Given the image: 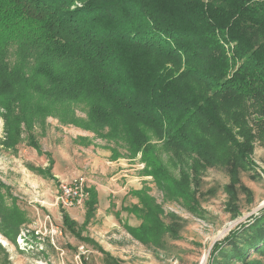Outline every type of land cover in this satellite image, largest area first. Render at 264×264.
Segmentation results:
<instances>
[{
    "label": "trees",
    "instance_id": "1",
    "mask_svg": "<svg viewBox=\"0 0 264 264\" xmlns=\"http://www.w3.org/2000/svg\"><path fill=\"white\" fill-rule=\"evenodd\" d=\"M246 102L264 112V0H0L5 149L15 150L24 135L39 150L35 124L51 117L114 144L107 146L113 158L120 149L129 152L126 158L140 154L160 190L189 199L196 193L199 160L217 162L229 150L232 164L221 166L235 179L236 167L253 165L248 151L237 156L240 147L222 142L217 132L218 115L231 120L235 106ZM200 117L213 140H205L206 147L219 157L206 156L181 131ZM152 137L189 154L177 165L179 178L162 167ZM190 159L189 180L182 171ZM2 187L0 182V233L15 242L26 214L14 199L7 204ZM87 191L83 228L98 204L96 191ZM137 195L141 206L133 209L141 224L124 228L137 241L157 245L164 233L160 206L143 192ZM62 217L71 233L92 242L75 231L64 210ZM220 255L225 262L217 260ZM210 264H264V208L216 243Z\"/></svg>",
    "mask_w": 264,
    "mask_h": 264
},
{
    "label": "rangeland",
    "instance_id": "2",
    "mask_svg": "<svg viewBox=\"0 0 264 264\" xmlns=\"http://www.w3.org/2000/svg\"><path fill=\"white\" fill-rule=\"evenodd\" d=\"M235 107L231 120L218 115L221 129L217 132L222 142L228 140L226 144L240 147L234 151L237 156L244 158L243 150L248 151L253 165L245 162V169L236 167L239 171L235 179L236 173L230 176L221 166L232 164L229 150L217 162L199 160L194 197L193 189H185L191 195L189 199L179 197L181 194L169 197L160 190L153 177L146 174L140 154L126 158L129 152L120 149V157L113 158L108 147H115L114 144L51 117L45 119L44 125L35 124L39 150L29 146L24 135L15 150L5 149L1 144L5 132L0 117V182L4 184L1 192L6 195L7 204L15 200L27 219L15 242L0 233V264H210L216 243L264 208V112L248 102ZM76 113L84 116L79 110ZM194 122L181 131L189 133L194 146L204 150L206 156L219 157L209 143L206 147L205 140H213L204 129L203 118ZM164 142L163 138L152 137L150 144L161 152L162 167L179 178L181 167L177 165H184L190 156L177 150L176 143L169 146ZM97 155L105 162L110 160L111 167L103 172L97 169ZM49 167V176L39 173ZM186 167L182 172H187L190 180L194 176L191 159ZM76 182H81L88 195L73 206H64L58 200L61 186L72 187ZM91 187L98 193V204L94 217L83 228L87 190ZM138 192L160 206L159 222L164 233L157 245L137 241L124 228L141 224L133 209L141 206ZM62 210L76 223L75 231L92 242L81 240L63 226ZM222 258L220 255L217 260Z\"/></svg>",
    "mask_w": 264,
    "mask_h": 264
},
{
    "label": "built area",
    "instance_id": "3",
    "mask_svg": "<svg viewBox=\"0 0 264 264\" xmlns=\"http://www.w3.org/2000/svg\"><path fill=\"white\" fill-rule=\"evenodd\" d=\"M87 192L83 189L81 182L75 183L72 187L61 186L60 196L58 200L67 207L73 206L79 202V200H84L87 197Z\"/></svg>",
    "mask_w": 264,
    "mask_h": 264
},
{
    "label": "crops",
    "instance_id": "4",
    "mask_svg": "<svg viewBox=\"0 0 264 264\" xmlns=\"http://www.w3.org/2000/svg\"><path fill=\"white\" fill-rule=\"evenodd\" d=\"M97 154H99V153H97ZM95 163L97 165V169H100V171H102V172L105 171L107 166L111 167L109 165H112V162L110 160L106 159V162H105V160L100 158V155L95 156ZM89 189H94V187H91ZM96 193H97V191H96ZM97 195H98V193H97ZM84 217H85V213H84Z\"/></svg>",
    "mask_w": 264,
    "mask_h": 264
},
{
    "label": "bare ground",
    "instance_id": "5",
    "mask_svg": "<svg viewBox=\"0 0 264 264\" xmlns=\"http://www.w3.org/2000/svg\"><path fill=\"white\" fill-rule=\"evenodd\" d=\"M203 262H204V261H202V263H203ZM202 263H201V264H202Z\"/></svg>",
    "mask_w": 264,
    "mask_h": 264
},
{
    "label": "water",
    "instance_id": "6",
    "mask_svg": "<svg viewBox=\"0 0 264 264\" xmlns=\"http://www.w3.org/2000/svg\"><path fill=\"white\" fill-rule=\"evenodd\" d=\"M257 214V213H256Z\"/></svg>",
    "mask_w": 264,
    "mask_h": 264
}]
</instances>
